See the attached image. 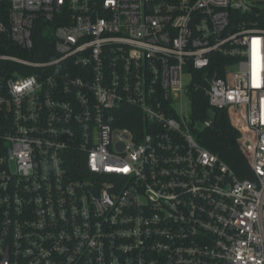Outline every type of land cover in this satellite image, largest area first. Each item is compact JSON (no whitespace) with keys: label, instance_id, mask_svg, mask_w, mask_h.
I'll return each mask as SVG.
<instances>
[{"label":"built area","instance_id":"obj_1","mask_svg":"<svg viewBox=\"0 0 264 264\" xmlns=\"http://www.w3.org/2000/svg\"><path fill=\"white\" fill-rule=\"evenodd\" d=\"M0 2V264H264L256 3ZM216 111L254 181L197 141Z\"/></svg>","mask_w":264,"mask_h":264},{"label":"trees","instance_id":"obj_2","mask_svg":"<svg viewBox=\"0 0 264 264\" xmlns=\"http://www.w3.org/2000/svg\"><path fill=\"white\" fill-rule=\"evenodd\" d=\"M256 9L264 11L257 5ZM4 5L0 2V18H5ZM209 102L205 94L198 93L193 100V120L201 123L209 117ZM130 126V125H126ZM132 126V125H131ZM238 132L231 126L226 111H216L213 125L209 128L196 129L197 141L211 153L226 163L242 180H255V175L244 155L240 151L237 138Z\"/></svg>","mask_w":264,"mask_h":264},{"label":"rangeland","instance_id":"obj_3","mask_svg":"<svg viewBox=\"0 0 264 264\" xmlns=\"http://www.w3.org/2000/svg\"><path fill=\"white\" fill-rule=\"evenodd\" d=\"M250 1L264 8V0H250Z\"/></svg>","mask_w":264,"mask_h":264}]
</instances>
